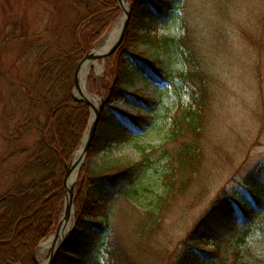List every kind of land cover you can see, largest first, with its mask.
I'll list each match as a JSON object with an SVG mask.
<instances>
[{
    "label": "trees",
    "instance_id": "obj_1",
    "mask_svg": "<svg viewBox=\"0 0 264 264\" xmlns=\"http://www.w3.org/2000/svg\"><path fill=\"white\" fill-rule=\"evenodd\" d=\"M64 1L76 15L69 25V39L59 38L51 23L43 32L30 35L38 39L49 33L51 39L32 44L35 61L30 79L13 84L8 98L12 111H6L0 119L4 144L0 148V264H37V246L62 219L67 166L91 117L90 106L74 97L76 68L122 14L117 0ZM180 1L135 2L122 44L104 60L106 105L86 161L104 152L113 140L123 139L128 125L137 124L136 118L124 114L121 119L122 112L112 104L129 100V85H136V80L145 75L146 83L163 84L158 87L161 92L170 87L179 91L184 82L190 85L191 102L179 106L171 139L187 134L188 141L181 144L174 158L164 148L159 159H152L145 151L135 164L117 162L90 169L85 162L77 183L75 227L54 264H151L153 245L148 241L155 238L171 200L184 195L202 177L204 110L211 101L213 75L196 64L191 50L184 48L181 41L185 34L181 39L168 35L161 40L156 34L157 24L165 21ZM220 1L225 12L227 0ZM24 37L28 36L21 34L18 38ZM144 47L161 48L171 54L181 51L187 62L180 69L169 66L164 70L160 61L149 59L142 51ZM138 101L140 109L152 102L144 96ZM165 160L167 165L162 164ZM149 175L158 177L163 187L156 195L155 206L142 211L129 236L110 232L111 204L131 192L137 194L138 187L150 190L143 182ZM246 177V194L224 189L217 195L185 238L176 264H213L223 234L240 232L264 214V164ZM207 245L215 248L207 250ZM237 255L243 257L239 251ZM243 261L239 259L237 264H256L254 260Z\"/></svg>",
    "mask_w": 264,
    "mask_h": 264
},
{
    "label": "rangeland",
    "instance_id": "obj_2",
    "mask_svg": "<svg viewBox=\"0 0 264 264\" xmlns=\"http://www.w3.org/2000/svg\"><path fill=\"white\" fill-rule=\"evenodd\" d=\"M221 3L220 0H181L176 4V10L156 27L160 40L168 35L181 39L185 34L181 41L184 48L191 50L193 61L212 72L213 78L211 101L204 110V172L184 195L171 200L155 238L148 241L153 245L151 264H176L185 238L217 195L224 189L246 194V176L264 164V0H227L225 12H222ZM75 16L64 0H0V119L6 111H12L8 98L13 84L30 79L35 61L32 44L51 39L49 33L38 39L30 35L43 32L51 23L57 36L68 40L69 25ZM121 17L122 14L101 40L110 35ZM21 34L28 37L18 38ZM142 51L149 59L160 61L164 70L169 66L180 69L187 62L181 51L171 54L151 47H144ZM104 60L98 61L100 69L91 68L86 82L92 94L99 98L102 94L105 100L102 88ZM92 74L93 82H90ZM145 76L137 79L136 85H129V100L112 104L122 112L119 114L121 119L133 117L137 124L128 125L123 139L113 140L104 152L89 162L85 159L84 163L87 162L90 169L117 162L135 164L142 160L145 151L156 160L164 148L166 154L174 158L181 144L188 141L187 134L171 139L173 119L178 116L179 106H188L191 102L190 85L184 82L179 91L170 87L167 92H161L158 87L163 84L146 83L148 75ZM173 78L179 79L177 75ZM141 96L152 101L147 108L138 107ZM138 116L145 119H137ZM2 139L0 122L1 149ZM162 164L167 165V160ZM81 169L74 188L75 214L65 243L75 227V196ZM143 182L150 190L138 187L137 194L131 192L128 197L117 198L111 204L110 232L119 233L123 238L129 236L132 225L142 217V211L155 206L156 195L163 191L161 181L155 175H149ZM263 227L264 214L240 232L233 230L223 234L219 255L213 264H237L239 259L264 264ZM55 232L37 246L35 258L39 262L47 263L50 259L51 248L40 254L38 249ZM62 241L63 238L59 244ZM214 248V245L206 246L207 250ZM238 251L243 257H238Z\"/></svg>",
    "mask_w": 264,
    "mask_h": 264
},
{
    "label": "water",
    "instance_id": "obj_3",
    "mask_svg": "<svg viewBox=\"0 0 264 264\" xmlns=\"http://www.w3.org/2000/svg\"><path fill=\"white\" fill-rule=\"evenodd\" d=\"M137 0H134L132 2H130V9L129 10H124V7L122 6V0H117V3L119 5V7L122 9L123 11V15H125V19L123 22V26L121 29V32L119 34V36L110 44V46L105 49L103 52L101 53H94L95 47L94 46L87 54L86 56L80 61V63L78 64L77 68H76V72H75V89H74V97L76 100L79 101H83L86 104H88L90 106V110H91V117H90V122H89V126L87 129V132L84 136V139L82 141V143L85 141V145H84V151L83 154L81 156V158L77 161L74 162V157L72 158V160L70 161V163L67 166V170H66V174H65V178H64V185L66 187V202H65V207H64V212H63V216L62 219L56 229V232L54 235V239H55V243L54 245L51 247V255H50V259L47 261L46 264H54V261L56 259V256L58 254V252L60 251V249L62 248V246L65 243L66 240V236L68 235V233L70 232V230L68 232H66L64 234L63 241L58 244V239H59V233H60V229L62 227V225L64 223H68L70 222V220L72 219L73 215L75 214V209H74V188L76 185V181L72 184V186H69L68 182L70 179V176L72 175V173L77 169V173H79L84 160L87 157L88 151L90 149V145L92 143V140L96 134V130H97V126L98 123L100 121L101 118V114L103 111V108L105 106V100L102 96V94H100V106H96L89 98L86 94H84L81 89H80V80H79V75L81 72V69L83 67V65L87 62V61H91V60H95V61H99V60H104L107 56L113 54L118 48L119 46L122 44L129 23H130V19H131V15H132V11L135 5V2ZM113 29L109 32L110 34L112 33ZM76 90L79 91V95L76 94ZM82 145V144H81ZM80 145V146H81ZM80 148V147H79ZM78 148V149H79ZM75 156V155H74ZM51 236V237H52ZM36 263L39 264V261L35 258Z\"/></svg>",
    "mask_w": 264,
    "mask_h": 264
},
{
    "label": "bare ground",
    "instance_id": "obj_4",
    "mask_svg": "<svg viewBox=\"0 0 264 264\" xmlns=\"http://www.w3.org/2000/svg\"><path fill=\"white\" fill-rule=\"evenodd\" d=\"M122 6L124 7V10H129L131 5L129 0H122ZM125 19V15H122L121 20L117 23V25L114 27L112 33L108 36H106L103 40H101L95 47L94 53H101L103 52L105 49H107L110 44L119 36L122 26H123V22ZM95 66L98 69H100V66L98 64V61L95 60H89L87 61L80 72L79 75V80H80V89L81 91L86 94L88 96V98L96 105V106H100V98L97 97L95 94H92L87 86V76L91 70V68ZM76 94L79 95V91L76 90ZM84 145H85V141L82 143V145L80 146V148L77 150L75 156H74V162H77L84 151ZM77 169L72 173V175L70 176L69 179V186H72V184L76 181L77 179ZM72 225V219L70 220V222L68 223H64L60 229V233H59V239H58V244H59V240L62 239V237L64 236V234L66 232L69 231V229L71 228ZM55 243V239L54 236L50 237L48 240L44 241L41 243V245L39 246L38 249V254L42 253L45 249L47 248H51ZM39 264H46V262H39Z\"/></svg>",
    "mask_w": 264,
    "mask_h": 264
}]
</instances>
